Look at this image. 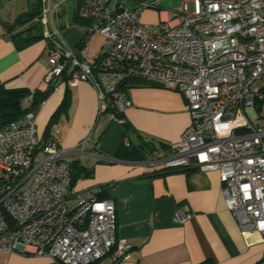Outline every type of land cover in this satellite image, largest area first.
<instances>
[{"label": "built area", "instance_id": "obj_1", "mask_svg": "<svg viewBox=\"0 0 264 264\" xmlns=\"http://www.w3.org/2000/svg\"><path fill=\"white\" fill-rule=\"evenodd\" d=\"M159 1L80 0L76 17L89 24L79 53L61 36L57 3L40 0L45 89L68 68V85L86 81L99 113L112 107L120 114L130 107L120 90L130 79L181 93L190 125L167 152L149 154L147 166L217 172L243 235L254 232L264 242V125L256 124L264 101V0H180L176 17L144 23L142 14ZM94 35L104 39L98 52L89 48ZM110 119L122 122L113 113ZM89 147V136L68 151L53 137L42 142L32 111L0 130V252L61 264L129 257L131 245L116 238L113 201L100 199L99 189L70 187L68 162H83ZM190 216L178 210L174 220L182 224Z\"/></svg>", "mask_w": 264, "mask_h": 264}, {"label": "crops", "instance_id": "obj_2", "mask_svg": "<svg viewBox=\"0 0 264 264\" xmlns=\"http://www.w3.org/2000/svg\"><path fill=\"white\" fill-rule=\"evenodd\" d=\"M65 1L54 0L61 5L55 18L65 43L76 49L83 36L80 26H87L89 20L76 17L80 0H74L72 11L62 7ZM142 17H147L144 23L158 22L153 11L144 12ZM12 21L0 18V87L44 90L48 57L45 42L37 39L19 47L23 43L17 42L14 35L28 25L8 30L7 24ZM67 88L69 108L53 124L49 135L67 151L76 149L89 136L92 147L87 148L83 162L92 167L91 176L78 181L74 190L99 189L103 199L113 201L116 238L131 245L129 257L116 264H264V242L257 233L243 235L225 205L217 172H154L146 164L149 154L142 161L113 156L122 144L127 145L124 139L131 146L152 141L153 152H167L175 145L191 122L181 93L132 79L121 89L130 107L122 113L120 122L111 120L106 111L99 113L97 95L86 81L69 86L59 80L40 106L32 110L42 142ZM178 210H189L191 214L182 224L174 220ZM0 264L61 263L33 253L0 252ZM93 264L109 263L100 259Z\"/></svg>", "mask_w": 264, "mask_h": 264}, {"label": "trees", "instance_id": "obj_3", "mask_svg": "<svg viewBox=\"0 0 264 264\" xmlns=\"http://www.w3.org/2000/svg\"><path fill=\"white\" fill-rule=\"evenodd\" d=\"M40 14V0H36L33 5L31 11L27 13L20 14L17 18H15L11 24H7V29L12 30L15 27H20L23 25H28L24 30L15 34V40L17 42H22L23 46L37 39H43L42 29L38 23L34 25H29V23L33 22L35 19H38ZM77 50L81 51L82 45L79 43L77 45ZM68 68L63 73L60 80L64 81L66 84L69 79ZM132 79L126 81L122 84L121 89L126 87V85ZM55 86V85H54ZM54 86L48 87L44 90H37L30 92L26 89H15V90H7L3 87H0V130L10 123L19 120L22 118L27 112H30L37 107L47 98V96L52 92ZM154 86V85H153ZM120 89V90H121ZM31 96L30 101L26 102V99ZM70 105V91L67 88L65 91L63 100L54 114L51 116L47 127L45 129V135L43 142H46L51 138L49 135L50 129L56 120L65 113ZM108 113H113L116 118L122 119V114L116 113L112 107L107 109ZM125 125V123H124ZM126 134V132H125ZM154 145L152 141L144 140L139 146H131L129 143L127 145H121L119 149L113 154L115 157H120L124 159H131L135 161H142L145 158L146 154H151L154 151ZM122 156V157H121ZM69 170H70V187L74 188L78 181L87 179L91 176L92 167H88L78 159H72L68 162ZM101 192V190H100ZM98 194L100 199L101 194Z\"/></svg>", "mask_w": 264, "mask_h": 264}, {"label": "rangeland", "instance_id": "obj_4", "mask_svg": "<svg viewBox=\"0 0 264 264\" xmlns=\"http://www.w3.org/2000/svg\"><path fill=\"white\" fill-rule=\"evenodd\" d=\"M36 0H0V18L5 21H12L17 18L20 14L27 13L31 11ZM57 2V0H55ZM61 5H58V9ZM180 6V0H160L158 2V8L153 12H156L159 19L169 18L172 19L176 17V10ZM66 11H72L74 8V0H67L62 5ZM152 11V10H150ZM65 20V19H64ZM141 20H147V17H141ZM34 22L29 23V25H34ZM82 29L85 26H80ZM90 44L89 48L92 51L98 52L101 46L104 44V39L99 35H94L89 38ZM258 108L261 109V119L256 121L257 125H264V101L262 104H257ZM1 174V173H0Z\"/></svg>", "mask_w": 264, "mask_h": 264}]
</instances>
